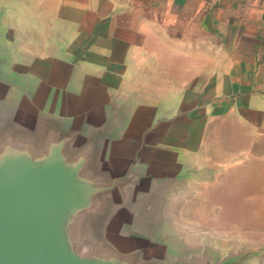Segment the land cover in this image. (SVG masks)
<instances>
[{
  "label": "crops",
  "instance_id": "0c3cea01",
  "mask_svg": "<svg viewBox=\"0 0 264 264\" xmlns=\"http://www.w3.org/2000/svg\"><path fill=\"white\" fill-rule=\"evenodd\" d=\"M234 91L239 109L224 104ZM180 98L204 107L190 155H164L148 136L172 126ZM5 153L50 167L58 215L43 223L65 251L190 264V210H225L190 205L195 164L225 197L249 180L255 209L264 188V0H0ZM217 237L219 264L236 263L242 231Z\"/></svg>",
  "mask_w": 264,
  "mask_h": 264
},
{
  "label": "rangeland",
  "instance_id": "374dc122",
  "mask_svg": "<svg viewBox=\"0 0 264 264\" xmlns=\"http://www.w3.org/2000/svg\"><path fill=\"white\" fill-rule=\"evenodd\" d=\"M233 93H236V91L228 95L237 96V94ZM224 100L226 107L236 105L237 109L243 103L238 98ZM179 105V113L176 117H173L172 126L170 123L167 126L164 125L166 129L161 133V137L157 138L156 135L153 137L152 134L148 136V139L152 137L151 140L164 141L162 149L164 155L176 154L175 150H178L180 154L187 153L190 155V114L191 117L197 119L192 114L193 109L195 108V115H201L204 107L200 103L193 107L190 112V109L185 108L186 101L182 100V98L179 100ZM214 110L216 111V109ZM243 118L248 121L250 119L249 115L243 116ZM176 140L178 141V147L175 149ZM198 164H195L194 172L188 176V181L183 182L185 188L186 185L190 188V205L197 208L201 207L203 203L214 202L211 204L212 208L214 205H220L225 210H210L207 212L190 210V220L195 222V227H193L195 232V256L190 260V264H219L217 236L220 235L222 230L226 231V236L228 238L232 237V239L242 231L244 238L242 257H238L236 263L235 259L228 258L226 264H264V188L259 189L258 209H255L256 202L251 195L249 180L237 181L239 184L243 182V188L240 187L241 190L228 186L227 197H225L218 193L224 191L222 188L208 187V185L212 186L216 182L224 185V181L210 178V176H213L212 172L203 174L201 172L203 165L200 164L199 169L197 167ZM211 193H214L213 199L208 201L206 198H209ZM249 237H253V240H249ZM230 246H234V243L229 244L228 239V248Z\"/></svg>",
  "mask_w": 264,
  "mask_h": 264
},
{
  "label": "water",
  "instance_id": "95a60500",
  "mask_svg": "<svg viewBox=\"0 0 264 264\" xmlns=\"http://www.w3.org/2000/svg\"><path fill=\"white\" fill-rule=\"evenodd\" d=\"M45 166L11 153L0 159V264H113L77 258L47 233L43 221L58 215L50 211L59 197L50 189L52 172Z\"/></svg>",
  "mask_w": 264,
  "mask_h": 264
}]
</instances>
